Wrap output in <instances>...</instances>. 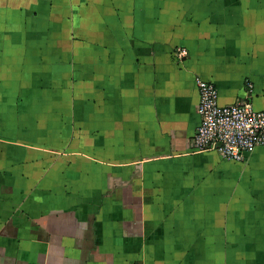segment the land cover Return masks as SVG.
<instances>
[{
  "label": "crops",
  "instance_id": "0c3cea01",
  "mask_svg": "<svg viewBox=\"0 0 264 264\" xmlns=\"http://www.w3.org/2000/svg\"><path fill=\"white\" fill-rule=\"evenodd\" d=\"M196 75L264 110V0H0V264H264V146L193 150Z\"/></svg>",
  "mask_w": 264,
  "mask_h": 264
},
{
  "label": "built area",
  "instance_id": "2783aa9c",
  "mask_svg": "<svg viewBox=\"0 0 264 264\" xmlns=\"http://www.w3.org/2000/svg\"><path fill=\"white\" fill-rule=\"evenodd\" d=\"M175 55L180 59L186 55V50L179 48ZM194 82L198 91L200 122L192 138L193 150H214L223 159L243 161L254 148L264 146V110L254 109L248 99L251 83H247L245 98L221 105L213 83L197 75Z\"/></svg>",
  "mask_w": 264,
  "mask_h": 264
}]
</instances>
